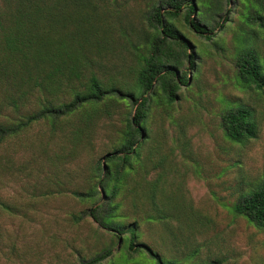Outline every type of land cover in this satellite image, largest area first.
I'll use <instances>...</instances> for the list:
<instances>
[{
	"label": "trees",
	"instance_id": "16d2710c",
	"mask_svg": "<svg viewBox=\"0 0 264 264\" xmlns=\"http://www.w3.org/2000/svg\"><path fill=\"white\" fill-rule=\"evenodd\" d=\"M240 5L245 6L240 20L253 33L255 26L264 29V0H156L142 15L134 38L124 37L129 46L124 56L116 54L117 25L95 0H0V149L16 138L26 140L37 125L48 127L47 136L37 138L45 144L29 138L25 147L49 153L48 158L38 156L43 169L37 175L45 173L44 179H50L47 192L38 196L64 192L58 174L50 171L55 162L75 157L93 143L102 119L113 118L122 104L130 105L115 148L94 169L95 183L72 196L90 205L85 215L118 239V248L128 242L129 253H146L155 264H182L140 242L138 222L122 221L128 216L117 200L130 196L134 209L143 208L144 200L150 222L178 220L166 213L153 187L143 183L160 170L157 154L167 149L152 137L149 123L158 108L180 100L195 73L198 54L182 28L214 41ZM253 44L236 57V78L240 87L263 90L264 66ZM221 126L238 144L256 139L260 131L255 111L246 105L230 106ZM54 139L62 141L56 153ZM234 211L264 231V181L242 195ZM73 218L80 222L84 217ZM113 254L114 249L106 248L79 264H103Z\"/></svg>",
	"mask_w": 264,
	"mask_h": 264
},
{
	"label": "rangeland",
	"instance_id": "374dc122",
	"mask_svg": "<svg viewBox=\"0 0 264 264\" xmlns=\"http://www.w3.org/2000/svg\"><path fill=\"white\" fill-rule=\"evenodd\" d=\"M154 1L95 0L117 25V55L129 48L124 37L134 38L142 15ZM244 9V5L236 9L232 22L214 41L182 28L198 54L195 73L182 88L180 100L158 108L149 123L152 137L167 149L157 154L160 170L148 177L150 183H143L153 187L166 213L178 220L150 222L144 200L145 206L137 209L130 196L117 200L123 204L122 214L128 216L122 221L138 222L139 241L177 263L264 264V231L234 211L238 199L264 181V89L240 87L235 67L238 54L252 43L264 66V29L255 26L253 33L239 18ZM62 34L58 30L56 35ZM238 105L255 111L260 128L258 137L245 144L228 139L221 126L222 114ZM131 109L122 104L113 118L99 122L92 144L65 162H55L50 171L58 174L64 192L38 196L47 192L50 180L44 179L45 173L37 175L43 169L38 156L48 158L49 153L25 147L29 138L44 143L37 138L47 136L48 127L37 125L26 140L16 138L0 149V264H79L106 248L114 249V254L103 264H155L146 253H129L128 242L118 248V239L85 215L90 205L72 196L73 191H87L95 183L94 169L115 148ZM53 141L56 153L62 141ZM75 216L84 218L76 222Z\"/></svg>",
	"mask_w": 264,
	"mask_h": 264
}]
</instances>
